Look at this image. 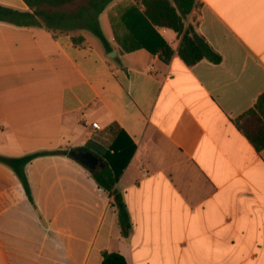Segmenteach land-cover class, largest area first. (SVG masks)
Here are the masks:
<instances>
[{"label":"crops","instance_id":"crops-1","mask_svg":"<svg viewBox=\"0 0 264 264\" xmlns=\"http://www.w3.org/2000/svg\"><path fill=\"white\" fill-rule=\"evenodd\" d=\"M198 2L185 24L217 64L187 66L180 37L152 31L135 0L99 15L110 51L87 30L0 21V156L86 149L97 173L117 172L131 226L123 237L108 194L67 155L25 165L35 207L0 164V264H100L105 251L127 264H264V149L234 123L264 92V0Z\"/></svg>","mask_w":264,"mask_h":264},{"label":"trees","instance_id":"trees-1","mask_svg":"<svg viewBox=\"0 0 264 264\" xmlns=\"http://www.w3.org/2000/svg\"><path fill=\"white\" fill-rule=\"evenodd\" d=\"M22 1L28 7V11L22 12L0 5V21L17 26H43L51 32L53 37L73 31L87 30L99 39L105 51H110L99 24V15L112 0ZM135 2L137 8L141 9L142 18L152 31L155 30V27L169 29L180 37L177 54L187 66H192L203 59L215 64L221 61V56L196 31L195 26L185 24V18L200 6L198 0H135ZM71 39L77 46L84 43V37L81 34L74 35ZM159 48L164 59H168L172 53L170 48L163 43ZM234 123L257 151L264 149V92L258 96L254 106L237 117ZM47 154L71 157L70 153L65 150L36 152L20 157L0 156V164L13 172L27 199L34 207L24 167L32 159ZM90 172L97 185L108 194L111 206L116 208L121 235L127 237L131 226L123 198L115 189L118 180L117 172L113 171L108 162H106V168L100 172L97 173L94 169ZM100 264L127 263L120 253L105 251L102 253Z\"/></svg>","mask_w":264,"mask_h":264},{"label":"water","instance_id":"water-1","mask_svg":"<svg viewBox=\"0 0 264 264\" xmlns=\"http://www.w3.org/2000/svg\"><path fill=\"white\" fill-rule=\"evenodd\" d=\"M70 155L75 161L84 165L89 170L95 169L98 164V158L84 148L73 149L70 151Z\"/></svg>","mask_w":264,"mask_h":264},{"label":"built area","instance_id":"built-area-1","mask_svg":"<svg viewBox=\"0 0 264 264\" xmlns=\"http://www.w3.org/2000/svg\"><path fill=\"white\" fill-rule=\"evenodd\" d=\"M93 129H98V124L96 122L91 123Z\"/></svg>","mask_w":264,"mask_h":264}]
</instances>
